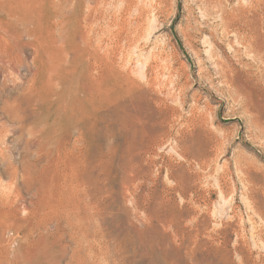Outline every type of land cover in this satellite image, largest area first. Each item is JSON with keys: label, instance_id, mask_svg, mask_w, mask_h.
Returning a JSON list of instances; mask_svg holds the SVG:
<instances>
[{"label": "rangeland", "instance_id": "1", "mask_svg": "<svg viewBox=\"0 0 264 264\" xmlns=\"http://www.w3.org/2000/svg\"><path fill=\"white\" fill-rule=\"evenodd\" d=\"M54 1L45 4L42 58L52 50L71 68L68 89L101 36L97 23L72 26V0ZM104 4L106 102L82 121L79 172L103 219L71 214L72 186H58L53 207L27 209L47 187L21 182L20 162L38 171L47 157L14 126L41 127L54 105L25 97L30 75L20 69L19 89L14 74L5 90L0 83V109L12 104L18 121L5 138L15 179L0 160V264H264V0ZM76 135L67 128L68 146Z\"/></svg>", "mask_w": 264, "mask_h": 264}, {"label": "bare ground", "instance_id": "2", "mask_svg": "<svg viewBox=\"0 0 264 264\" xmlns=\"http://www.w3.org/2000/svg\"><path fill=\"white\" fill-rule=\"evenodd\" d=\"M47 1L49 2L51 0ZM72 1L73 2H71V4L73 3V6H71V10H69L71 14L70 16L72 26L75 29H78L81 27V22L85 21L86 23H88L90 28L87 29L94 30L97 28V26L96 28H94L95 26L93 27L92 24L97 23L99 24V27L97 28L99 29L98 35L101 36V44H99L97 48L96 46H93L91 48L90 43V48L88 47L87 51H85L86 56L83 60V64H85V66L83 72L80 73L77 78L78 81H76L73 86H69L68 89L65 88V85L68 82L66 77L69 73H71V68L65 67L58 61V59L57 61L54 60L55 56H52V50L49 54H47V62L44 61V58H42V41L45 33L44 17L46 0H0V71L2 73L6 72L7 74L4 75V77L1 76L3 78V81L0 80V83L2 88H4L5 90L7 88V84L5 82L9 80V75H11L12 77V74H14L16 78L12 77L11 83L13 84H11L10 87L13 89L18 88L23 83L21 81V79L23 78L19 75V70L25 69L30 75V83L27 82L26 79V84L29 83L30 86H26L28 92L25 94V97L30 100H43V102L46 103V105L43 106L45 107V111H49L54 105L52 117L51 114L48 113V115L44 119L43 124L40 125L41 127L37 126L35 122L33 123L32 127H30V125L28 126V128L21 122L17 124V126H14L15 128L17 127L18 139L23 140L25 138L26 130L28 135L31 136V138H28V136L26 135L27 138L23 140L25 143V147H27L29 144H34L35 150L40 155L44 154L45 157H47V160H45L46 164L43 163L45 164V166H42V168L40 169L38 168V171H35L33 169L34 165H31L30 162H20V177L22 181L19 180V182H24V184H26L27 186L47 187L46 195L43 197L42 194L36 193L34 195V200H31L29 204L30 208L27 209H30V211L34 213V210H36L38 207H53V202L55 201V194L58 191V186H72L73 192L71 193V198L70 200H67V207L71 214L76 215L80 209H83L87 210L90 217L95 216L96 219H103V207L98 206L93 201L94 199L92 198L88 181H84L82 178H80L79 172L82 171V162L85 157L84 149L81 146L83 136L82 121L84 118H92L94 114L100 112L99 110H104V105L106 102V82L109 71V64L107 52L105 50V47L102 45L104 42L103 34L105 32L104 23L106 20V16L104 14L105 0ZM68 8L69 7H67V9ZM66 11L68 10L65 9V13ZM61 26L63 27V25ZM97 31L98 30H96L95 32L97 33ZM24 37L30 40L24 41ZM88 41L91 40L89 39ZM29 47H32V49H34V55H32L33 57L31 59L32 61H30L32 62L33 70L30 69L31 66H29V64L27 63L26 56L23 55L25 54L26 48ZM68 56H66V59L68 58ZM28 60L30 59L28 58ZM66 62L65 64H67ZM17 78L20 80L17 81ZM55 84L59 86L57 90L54 89V87L56 86ZM4 90H2V93H4ZM53 95L56 96V100L55 102L50 103L51 97ZM15 115L16 114L12 104L10 106H7L5 109L3 107H1L0 109V160L2 161L3 165H5L4 167L8 169V174L10 175L11 181L12 179H15L17 169L16 167L12 166V156L10 157L11 150L5 138L7 137V122H10L12 124H16L18 122L17 119H15ZM165 119L166 117L161 121H164ZM13 128L8 127L10 131ZM67 128L69 133H72L73 131L77 134L73 145L70 146H68L67 140L65 138V132ZM13 133L15 134L16 132ZM84 162L86 163L87 161ZM103 166L104 162L101 161L100 172L103 170ZM62 171L65 173H62ZM18 196L17 199H19ZM51 197H54V200ZM20 199L23 200V198ZM61 204H63L62 206H66L64 202ZM156 212L157 208L154 207L149 216H155ZM3 214L4 216L6 215L5 213Z\"/></svg>", "mask_w": 264, "mask_h": 264}]
</instances>
